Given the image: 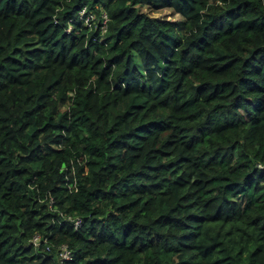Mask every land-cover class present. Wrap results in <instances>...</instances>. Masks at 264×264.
<instances>
[{
  "label": "trees",
  "instance_id": "trees-1",
  "mask_svg": "<svg viewBox=\"0 0 264 264\" xmlns=\"http://www.w3.org/2000/svg\"><path fill=\"white\" fill-rule=\"evenodd\" d=\"M0 264H264V0H0Z\"/></svg>",
  "mask_w": 264,
  "mask_h": 264
},
{
  "label": "built area",
  "instance_id": "built-area-1",
  "mask_svg": "<svg viewBox=\"0 0 264 264\" xmlns=\"http://www.w3.org/2000/svg\"><path fill=\"white\" fill-rule=\"evenodd\" d=\"M85 13V8H81V10L79 11V16H82ZM94 15L93 14H89L85 17V21L89 19H93ZM100 18H101V28L102 30H104L105 27V22H106V17L105 15H101L100 14ZM53 202L52 199H49V204H51ZM66 219L70 220L73 222L74 227L77 226L79 219L78 218H74V217H70L69 215L65 216ZM40 237L38 235H34L33 238L31 239V242L36 245L39 241ZM47 248V247H46ZM71 250L68 248V246L66 244H60L57 248V252H56V257L59 261V263H63V261L69 260L71 258Z\"/></svg>",
  "mask_w": 264,
  "mask_h": 264
},
{
  "label": "rangeland",
  "instance_id": "rangeland-1",
  "mask_svg": "<svg viewBox=\"0 0 264 264\" xmlns=\"http://www.w3.org/2000/svg\"><path fill=\"white\" fill-rule=\"evenodd\" d=\"M143 11H145L146 9H142ZM149 15L152 16H157L160 18H166V19H176L178 18V16L176 14H174L170 9L168 8H163V9H159L156 11H147Z\"/></svg>",
  "mask_w": 264,
  "mask_h": 264
}]
</instances>
